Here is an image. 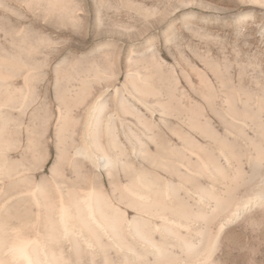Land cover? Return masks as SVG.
I'll list each match as a JSON object with an SVG mask.
<instances>
[{"label":"rangeland","instance_id":"374dc122","mask_svg":"<svg viewBox=\"0 0 264 264\" xmlns=\"http://www.w3.org/2000/svg\"><path fill=\"white\" fill-rule=\"evenodd\" d=\"M134 71L145 78L148 102L160 101L166 111L152 119L154 131L165 136L163 162L189 160L185 150L168 153L185 135L216 145L221 138L199 133L213 128L236 155L234 169L225 167L235 172L225 182L235 180L218 188L233 189L236 202L264 194V0H0L5 151L37 177H48L51 166L63 169L59 149L72 151L98 96L106 99L107 113L119 103L115 88L139 107L131 96ZM59 110L66 120L57 121ZM127 118L136 128L134 117ZM121 139L129 159L142 162ZM153 142L145 140L148 159H154ZM67 166L65 174L75 177ZM252 203L226 223L210 264H264V201Z\"/></svg>","mask_w":264,"mask_h":264},{"label":"bare ground","instance_id":"6f19581e","mask_svg":"<svg viewBox=\"0 0 264 264\" xmlns=\"http://www.w3.org/2000/svg\"><path fill=\"white\" fill-rule=\"evenodd\" d=\"M144 79L134 71L136 92L131 96L139 107L127 97H118L115 88L113 95L119 103L113 112H106L107 101L102 94L87 109L79 141L71 146L72 151L59 149L62 153L57 159L62 166L69 165L75 177L65 174L67 165L63 169L51 166L48 177H37L33 169L12 161V151H5L0 138V264H210L226 223L252 202L264 201L260 193L236 202L233 189H229L235 179L230 177L228 182L233 181L226 191L218 188L229 173L235 175L225 167L234 169L236 155L227 139L211 126H205V133L201 130L204 124H199V133L221 138L216 145L200 143L185 135L191 130H183L181 147L172 148L173 144L168 153L185 150L189 160L183 161V156L162 161L165 136L154 131L157 123L152 119L157 113L164 117L166 108L163 112L160 101L148 102ZM127 115L134 117L136 128ZM66 117L59 110L57 121ZM118 120L117 125L114 121ZM121 135L144 165L129 159ZM205 135L202 137L207 138ZM146 139L157 141L154 159L149 158L152 161ZM213 146L218 161L209 151H214ZM201 147L206 151L200 152ZM202 178L207 182L204 179L201 183ZM227 183L222 186L227 187ZM192 205L195 208H190Z\"/></svg>","mask_w":264,"mask_h":264}]
</instances>
